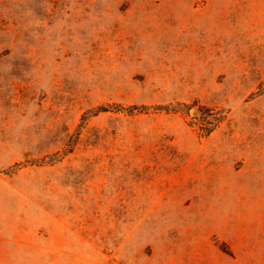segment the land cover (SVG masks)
Segmentation results:
<instances>
[{
  "label": "rangeland",
  "instance_id": "obj_1",
  "mask_svg": "<svg viewBox=\"0 0 264 264\" xmlns=\"http://www.w3.org/2000/svg\"><path fill=\"white\" fill-rule=\"evenodd\" d=\"M0 264H264V0H0Z\"/></svg>",
  "mask_w": 264,
  "mask_h": 264
},
{
  "label": "trees",
  "instance_id": "obj_2",
  "mask_svg": "<svg viewBox=\"0 0 264 264\" xmlns=\"http://www.w3.org/2000/svg\"><path fill=\"white\" fill-rule=\"evenodd\" d=\"M135 110L144 111V110H148V108L145 106H141V107L132 106V107L124 108L119 105H112V106L98 107L96 109L86 111L80 119V123L76 128V132L78 133L82 129L83 124L85 123L86 119L95 116L99 112L131 113L132 111H135ZM154 110L158 112H163V111L164 112H180L183 114H188L190 111V106L185 105V104H175V105L155 107ZM69 152H70V149L67 151H62L60 153H54L52 156H50L49 162H53V160L56 161L59 158L68 154ZM13 171H5V174H7V172L12 174Z\"/></svg>",
  "mask_w": 264,
  "mask_h": 264
}]
</instances>
